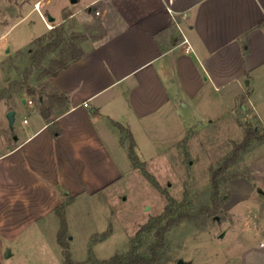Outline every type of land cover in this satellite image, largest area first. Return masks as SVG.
<instances>
[{
    "label": "crops",
    "instance_id": "crops-1",
    "mask_svg": "<svg viewBox=\"0 0 264 264\" xmlns=\"http://www.w3.org/2000/svg\"><path fill=\"white\" fill-rule=\"evenodd\" d=\"M85 6L81 20V10L67 7L71 15L57 22L98 26L81 44L83 55L51 79L69 100L56 119L60 134L24 94L34 121L24 119L29 127L0 154L1 244L65 197L95 194L122 177L113 152L122 145L120 120L129 136L146 123L186 131L200 122L186 115L210 104V94L230 91L233 100L241 91L252 102L253 84L264 76V0H86ZM257 166L251 180L264 190V154Z\"/></svg>",
    "mask_w": 264,
    "mask_h": 264
},
{
    "label": "rangeland",
    "instance_id": "rangeland-1",
    "mask_svg": "<svg viewBox=\"0 0 264 264\" xmlns=\"http://www.w3.org/2000/svg\"><path fill=\"white\" fill-rule=\"evenodd\" d=\"M85 3L0 0V90L23 79L30 68L27 51L31 44L58 26L70 12L66 8L81 10L76 18L81 20L87 15ZM49 17L55 22H49ZM64 26L69 37L79 36L80 47L98 29L96 23L86 26L76 20ZM35 74L34 70L32 80ZM253 86L254 102L241 91L234 93L233 100L230 91L210 94V104L186 115L200 121L186 131L175 123H146L143 128L134 125L129 136L128 129L121 130L126 120H120L115 131L121 135L122 145H112L122 177L95 194L65 197V208L58 210L61 203L13 241L0 243V264H64L65 249L75 263L86 262L91 256L109 260L127 253L140 227L162 214L170 198L181 202L188 193L196 209L212 206V176L244 142L249 128L257 130L260 140L239 151L233 165L228 163L217 194L218 211L171 229L159 264H178L180 260L185 264H264V190L260 182L251 180V171L262 164L257 166L264 154V76ZM34 106L37 108L36 100ZM13 108L17 115L11 130L6 115ZM34 118L21 96L0 102V154L16 140L18 132L29 127L24 119L33 122Z\"/></svg>",
    "mask_w": 264,
    "mask_h": 264
},
{
    "label": "trees",
    "instance_id": "trees-1",
    "mask_svg": "<svg viewBox=\"0 0 264 264\" xmlns=\"http://www.w3.org/2000/svg\"><path fill=\"white\" fill-rule=\"evenodd\" d=\"M70 15L66 13L64 20L68 19ZM78 38L77 34L69 37L64 24H60L50 30L48 35L36 39L27 51V55L30 56V68L26 70L22 80L15 79L9 87L0 90V102L11 101L14 97L23 94L33 102L36 100L38 111L54 136H58L60 130L56 119L69 109V100L66 95L55 90L51 79L83 55V49L80 47L82 41L78 44ZM34 70L36 74L32 80L31 76ZM255 139L260 140L257 130L249 128L244 142L234 148L231 157L221 164L213 174L211 180L214 190L211 199L212 206H201L196 209L189 199L188 193L185 194V198L181 202L170 198L162 214L151 218L140 227L132 239L127 253L116 255L109 260H99L91 256L86 262L75 263L68 249H65L64 264H159L162 260L161 251L167 246L166 234L171 229L184 221L195 222L203 215H212L218 211L217 194L223 179H226L225 172L229 168V164L233 165L237 161L236 156L239 151L247 150ZM133 166L135 167L134 163ZM143 174L147 178H151L146 170H143ZM69 198L72 197L68 196L67 199ZM65 204L64 202L58 207V210L65 208ZM59 243L62 244L61 241Z\"/></svg>",
    "mask_w": 264,
    "mask_h": 264
},
{
    "label": "water",
    "instance_id": "water-1",
    "mask_svg": "<svg viewBox=\"0 0 264 264\" xmlns=\"http://www.w3.org/2000/svg\"><path fill=\"white\" fill-rule=\"evenodd\" d=\"M78 0H71V3H76ZM54 18L53 17H49V22H54ZM7 51H9V48H8V50ZM15 115H16V112H15V110H10V111H8L7 112V115H6V117H7V119H8V121H9V127L11 128V130H13V128H14V124H15ZM17 139V138H16ZM6 256L8 257V256H10V251L9 250H7V252H6ZM178 264H185V262L183 261V260H180L179 262H178Z\"/></svg>",
    "mask_w": 264,
    "mask_h": 264
},
{
    "label": "built area",
    "instance_id": "built-area-1",
    "mask_svg": "<svg viewBox=\"0 0 264 264\" xmlns=\"http://www.w3.org/2000/svg\"><path fill=\"white\" fill-rule=\"evenodd\" d=\"M98 14V12H96ZM49 29H52V26H50L49 24H47ZM183 36V35H182ZM182 45H185V51L186 52H190L192 50L191 46L188 43V40L186 38H184ZM29 104H32V101H29ZM264 244H262L263 246Z\"/></svg>",
    "mask_w": 264,
    "mask_h": 264
}]
</instances>
